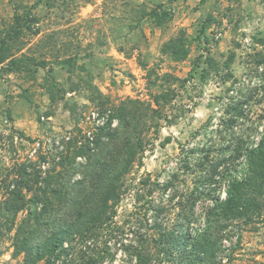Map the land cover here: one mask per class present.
<instances>
[{
    "label": "rangeland",
    "instance_id": "obj_1",
    "mask_svg": "<svg viewBox=\"0 0 264 264\" xmlns=\"http://www.w3.org/2000/svg\"><path fill=\"white\" fill-rule=\"evenodd\" d=\"M14 14L32 18L30 27L9 30ZM1 38L2 54L11 57L0 63V182L16 164L37 159L35 141L49 136L61 143H50L42 169H55L52 184L67 195L38 224L27 210H5L1 190L0 264H24L23 246L35 248L70 224L79 234L55 264H139L136 252L142 264H264V191L252 213L231 220L213 216L212 196L200 195L189 233L193 242L204 239L205 251L193 243L180 253L163 249L164 229L177 230L199 175L224 161L212 177L223 200L245 159L217 156L236 144L255 146L264 130V66L255 67L264 53V0H0ZM234 101L242 115L227 122L224 110ZM97 113L103 130H114L98 156L118 158L101 183L62 139L81 135ZM127 144L135 154L125 170ZM112 178L118 200L108 201L110 217L93 227L78 223L74 186L78 203L95 207Z\"/></svg>",
    "mask_w": 264,
    "mask_h": 264
},
{
    "label": "trees",
    "instance_id": "obj_2",
    "mask_svg": "<svg viewBox=\"0 0 264 264\" xmlns=\"http://www.w3.org/2000/svg\"><path fill=\"white\" fill-rule=\"evenodd\" d=\"M150 15L157 16L156 9H152ZM31 19L27 20L26 22L23 14H14L12 23L13 26H10L9 30H12L14 27L17 32H20L23 28H29L30 24L28 23ZM4 43V39L1 38L0 63L3 62L6 58L11 57V55L8 56V54H2L4 53ZM12 63L13 62H10V65H8V69H11ZM255 63L256 69L259 66H264V53L257 54ZM37 65L44 67V63L41 60L37 62ZM240 106L241 101H234L227 104V108L226 110H224V113L229 114V117L226 120L227 122H235L238 115H242ZM115 115L119 118L118 114L115 113ZM113 133L114 130L104 131L102 127L97 129V131H95L92 145V147L95 146L94 151L90 149L91 147L89 145V142L86 140H83L80 144L77 143L81 138V135H70L69 139H67V142L65 143L66 145L68 143L69 146H72V150L75 149L74 161L78 156H85L86 163H83V165L87 166L86 170H88L91 175H97L96 180L98 183L102 182V175L111 172L116 168L118 163L117 156L110 157L109 162H106L105 159H101L98 156V152L100 154V152L104 150V146H107V144H109L102 138L106 134H108V139H113ZM62 139H64V136L62 137ZM55 141H58L59 144L61 143L59 140H55V138L49 136L37 140V142L39 143L38 150L40 151V153L36 155L37 159L33 155L32 157H28V160L16 164L13 172L14 174L10 178V180H8L6 184H1L0 182V192L4 187L6 192V196L4 198L2 206L5 210L10 211L13 216L20 211L27 210V217H33L36 223L38 222L39 224L41 218H43V216L48 211H54V205L52 202H58L62 198H64L65 194L67 195V193L63 195L60 190L52 184L53 180L58 177V175H54L52 173V171L55 169L51 168L52 171L48 170L47 168L42 169V161H45V156L49 152L48 146L50 145V143L52 144ZM117 148L118 145H113L105 152L106 154L111 156L113 150ZM207 148L209 150V146H207ZM123 149L127 154V158L125 159L124 164V168L126 170L132 164L135 153L132 147L128 144L125 145ZM225 153H228V155L224 153L221 155L219 154L216 160L223 158V160L228 162L232 159L238 160L239 158L244 157L245 172L242 175L230 178L227 181V187L225 190L226 196L223 200L220 201H218L215 197L214 190L217 186L215 184L212 185L215 182V179L212 177H215V175L219 173V171L217 170L218 166L221 162L224 161L220 160L219 162H213L210 166V172H205V174L199 175V177L197 178L198 184L191 190L188 195H186V206L184 208H181L182 212H180V217H178V220L176 221V225H178L177 230H174L173 228H170L168 230L164 229L165 246L163 249L166 252L177 250L180 253L185 249V247L187 249L188 245H190L191 243H193L194 249L196 247V250L202 251V253L203 251H205L203 243L204 239L202 238V242L201 238L199 241L197 239L195 242H193L194 237H191V234L189 233V229L192 227V223L196 219L195 206L200 195L202 197L212 196V201L214 200V205L212 207L213 211L211 212L212 215L225 220L248 216L250 213H252L253 210L258 207L257 196H260V194L264 191V130L258 143L255 146L249 148L236 144V146L231 151ZM206 157L203 159H206ZM90 166H93L92 171L89 170ZM42 171H44L45 175L43 177L41 176ZM113 178H116V175H113ZM113 178L112 180H110L108 186L104 189L101 203H98L95 207L87 205L88 208H85L83 207V205H81V203H78L77 194H79L80 187L77 185L74 186L73 194L70 195L69 199L71 201L72 208L75 206L73 210L76 211V221H78V223L83 220L88 221V223H91L90 227H93V225L95 226L98 222L99 224L105 223V219L110 217V214H106V209L107 207H113L114 203H116V201L118 200V194L115 190L116 185ZM200 186H202V188L199 191L198 188ZM76 192L77 194L75 195ZM28 194L29 196L27 197ZM109 200L112 201L113 205L111 204V206H108ZM112 213L114 215V212ZM113 215L111 214V216ZM205 220L207 224H209L208 213L205 217ZM185 221L186 226L182 224ZM74 225L75 224H70L68 227H59L58 229H55L43 240V242L37 244L35 248H31L30 246H23L24 248L21 250L24 252V264H36V261L38 260H43L44 264H55V262L63 253H67V249L64 244L70 242L73 239L74 235L79 234L78 229H76ZM72 226H74V228H71ZM158 227H161V225H159ZM183 228H186V232L183 231ZM203 232L199 235L202 236ZM193 248L190 251L194 252ZM19 251L20 249L17 248L16 252ZM104 251L106 252V249ZM136 256H138V263L142 264L143 254L140 252H136Z\"/></svg>",
    "mask_w": 264,
    "mask_h": 264
},
{
    "label": "built area",
    "instance_id": "obj_3",
    "mask_svg": "<svg viewBox=\"0 0 264 264\" xmlns=\"http://www.w3.org/2000/svg\"><path fill=\"white\" fill-rule=\"evenodd\" d=\"M104 119V118H103ZM98 117V113L93 116H89L86 121H84L83 127H81V138L78 140V144H80L83 140L89 142L90 147L93 145V139L95 135V131L102 127L105 124V120ZM71 134H65V140L69 139ZM37 147H39V143L35 142ZM54 144H59L58 141H55Z\"/></svg>",
    "mask_w": 264,
    "mask_h": 264
}]
</instances>
